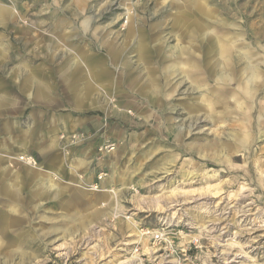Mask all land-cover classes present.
<instances>
[{
  "label": "rangeland",
  "instance_id": "1",
  "mask_svg": "<svg viewBox=\"0 0 264 264\" xmlns=\"http://www.w3.org/2000/svg\"><path fill=\"white\" fill-rule=\"evenodd\" d=\"M3 92L0 264H264V0H0Z\"/></svg>",
  "mask_w": 264,
  "mask_h": 264
},
{
  "label": "crops",
  "instance_id": "2",
  "mask_svg": "<svg viewBox=\"0 0 264 264\" xmlns=\"http://www.w3.org/2000/svg\"><path fill=\"white\" fill-rule=\"evenodd\" d=\"M87 57H85V58H87ZM66 61H68V60H66ZM86 62H87V60H86ZM99 68L104 70V68L100 67V66H97L96 68H94V70L97 71V69H99ZM103 78L104 77L97 76V74L95 72L94 79H103ZM20 82H21L22 89L24 91H29L31 93V98L33 100L39 101L41 103H45V102H48L51 100V93H50L51 90L48 89V88H50L48 81L42 76V74L40 73V71L38 69L27 70L24 73V76L21 77ZM76 89L79 90L78 92L76 90L77 95H79L81 93V89L78 87H76ZM30 93H28V94L30 95ZM70 93H71V91H70ZM71 94H69V95H71ZM66 95H68V93ZM67 98H68V101L73 106L75 105L76 108H82L81 101H78L79 102L78 104H74L71 101L70 96ZM12 100H13V98L9 93H7V92L0 93V108L3 109L7 105H9L12 102ZM12 103H14V102H12ZM0 160L3 162L7 161V159L4 157H3V159H0ZM10 172H12V171H10ZM10 172H7V174H10ZM22 172L26 175V174H30L31 171H30V169H26L24 167V169H22ZM17 175L20 176V181H22V183H23L24 178H25L24 175L21 174L20 171H18ZM34 176H35V174H34ZM17 180H19V177H17ZM48 180L51 181V178L49 176H48ZM17 183H18V181H17Z\"/></svg>",
  "mask_w": 264,
  "mask_h": 264
},
{
  "label": "bare ground",
  "instance_id": "3",
  "mask_svg": "<svg viewBox=\"0 0 264 264\" xmlns=\"http://www.w3.org/2000/svg\"><path fill=\"white\" fill-rule=\"evenodd\" d=\"M153 90V89H152ZM154 91V90H153Z\"/></svg>",
  "mask_w": 264,
  "mask_h": 264
}]
</instances>
